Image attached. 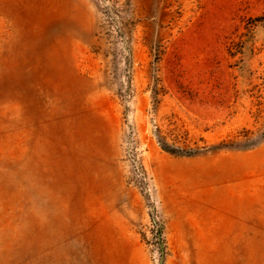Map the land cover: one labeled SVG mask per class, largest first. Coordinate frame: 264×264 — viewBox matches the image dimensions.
<instances>
[{
	"label": "rangeland",
	"instance_id": "1",
	"mask_svg": "<svg viewBox=\"0 0 264 264\" xmlns=\"http://www.w3.org/2000/svg\"><path fill=\"white\" fill-rule=\"evenodd\" d=\"M0 264H264V0H0Z\"/></svg>",
	"mask_w": 264,
	"mask_h": 264
}]
</instances>
